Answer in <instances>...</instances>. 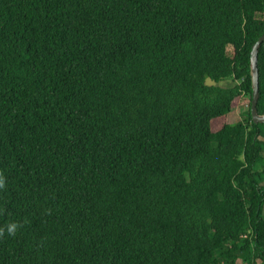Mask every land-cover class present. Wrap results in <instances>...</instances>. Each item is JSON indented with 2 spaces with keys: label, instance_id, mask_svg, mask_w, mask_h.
Masks as SVG:
<instances>
[{
  "label": "trees",
  "instance_id": "16d2710c",
  "mask_svg": "<svg viewBox=\"0 0 264 264\" xmlns=\"http://www.w3.org/2000/svg\"><path fill=\"white\" fill-rule=\"evenodd\" d=\"M262 36L264 0H0V264H264Z\"/></svg>",
  "mask_w": 264,
  "mask_h": 264
},
{
  "label": "rangeland",
  "instance_id": "374dc122",
  "mask_svg": "<svg viewBox=\"0 0 264 264\" xmlns=\"http://www.w3.org/2000/svg\"><path fill=\"white\" fill-rule=\"evenodd\" d=\"M211 84V81H208V84ZM221 87L224 88H233L237 85V83L233 80H228L225 82H222L219 84ZM249 105H250V98L249 97H242L239 100H236L234 109L230 113V115L223 119L215 120L212 123V130L213 132H218L222 129V127L226 124L234 125L239 122H242L249 111ZM238 264H243L242 262H239Z\"/></svg>",
  "mask_w": 264,
  "mask_h": 264
},
{
  "label": "water",
  "instance_id": "95a60500",
  "mask_svg": "<svg viewBox=\"0 0 264 264\" xmlns=\"http://www.w3.org/2000/svg\"><path fill=\"white\" fill-rule=\"evenodd\" d=\"M264 43V36H262L258 42L253 46L252 50V86H253V98L251 104L252 119L255 124H264V115L261 116L258 112V102L260 98V73L258 68V56L259 51Z\"/></svg>",
  "mask_w": 264,
  "mask_h": 264
}]
</instances>
